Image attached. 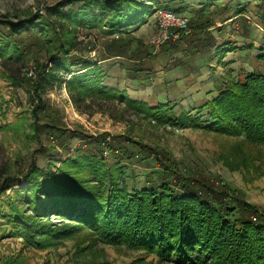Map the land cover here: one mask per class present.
<instances>
[{
  "label": "rangeland",
  "instance_id": "rangeland-1",
  "mask_svg": "<svg viewBox=\"0 0 264 264\" xmlns=\"http://www.w3.org/2000/svg\"><path fill=\"white\" fill-rule=\"evenodd\" d=\"M122 1L142 3L148 13L137 24L112 29L108 14ZM87 4L89 0H0L1 21L32 20L39 25L44 17L56 23L66 42L61 50L53 40L56 34L47 31L40 36L45 43L33 48L29 57L19 59L12 49L7 59L0 57V264H184L177 257L162 260L147 248L103 244L88 227L59 215L35 220L44 230L34 232L39 244L30 242L24 225L10 218L11 206L28 217L26 223L35 219L23 191L31 189L24 177L32 165L42 172L41 180L57 174L96 184L92 170L73 163L94 155L108 168L120 167L121 186L130 191L162 183L181 191L178 177H188L197 184L229 187L264 210V145L209 128L214 120L206 106L225 84L253 72L256 59L264 56V0H100L90 8ZM160 11L181 15L189 27L171 29L165 41L169 43L157 45L162 35ZM57 12L73 18H61ZM76 15L102 22L75 23ZM193 23L204 27L195 29ZM29 35L25 43L32 41ZM198 38L199 52L191 42ZM122 44L128 53L120 57L116 52ZM72 77L87 82L101 77L104 87L152 108L165 105L167 115L177 119L186 113L202 125L159 122L129 108L126 101L93 93L79 96L78 88L68 84ZM40 99L46 114L40 112L38 119ZM50 123L59 131L34 133L35 125ZM159 154L163 159L170 156L177 175L164 171ZM8 179L23 183L1 190Z\"/></svg>",
  "mask_w": 264,
  "mask_h": 264
},
{
  "label": "trees",
  "instance_id": "trees-1",
  "mask_svg": "<svg viewBox=\"0 0 264 264\" xmlns=\"http://www.w3.org/2000/svg\"><path fill=\"white\" fill-rule=\"evenodd\" d=\"M98 1L89 0L87 6L90 8ZM112 7L111 14L104 12L108 14V26L112 29L137 24L148 13L146 7L138 2L122 1L119 6ZM59 13L61 18H73L71 13ZM42 19L39 25L32 20L19 23L0 20V57L7 59L5 56L11 49L16 50L19 59L29 57L33 48L45 43L40 36L47 31L56 34L53 40L59 42L60 49L64 50L66 42L56 23ZM73 21L86 25L102 22L100 19L92 22L83 15H78ZM192 25L195 29L204 27L197 23ZM26 34L31 36L29 43H25ZM198 41L199 38L191 40L197 52L201 50ZM124 47V44L120 46L117 56L123 57L128 53V48ZM175 47L177 49L178 46ZM146 55L137 60H143ZM256 63L258 65L253 72L247 73L242 81L225 84L218 97L206 106L214 120L209 128L231 135H244L249 142L264 145V56L258 57ZM68 84L78 88L79 96L93 93L106 100L126 101L129 108L159 122L202 125L200 119L186 113L177 119L173 114L167 115L165 105L152 108L144 101L127 97L120 90L104 87L101 77L88 82L72 77ZM39 103L35 109L38 119L40 112L46 114L43 100L40 99ZM43 129L59 131V127L51 123L33 127L37 135ZM107 149L113 147L108 145ZM125 151L128 152L129 148ZM158 158L166 173L178 174L170 156L163 159L160 155ZM73 163L82 169L92 170L96 184L84 183L76 177L65 180L57 174L41 180L42 172L36 165H32L24 177L31 185V189H23L25 200L33 206L36 217L26 223L28 217L21 215L14 204L9 216L24 225L28 241L38 243L34 232L44 230L35 220L59 215L62 220L88 227L103 244L147 248L162 260L177 257L184 264H264V210L242 199L233 189L226 186L218 188L211 183L197 184L188 177H178L182 181L181 191L169 183L130 191L127 186H121L124 174L120 167L108 168L94 155L78 158ZM22 183L18 179H8L1 190L7 191Z\"/></svg>",
  "mask_w": 264,
  "mask_h": 264
},
{
  "label": "built area",
  "instance_id": "built-area-1",
  "mask_svg": "<svg viewBox=\"0 0 264 264\" xmlns=\"http://www.w3.org/2000/svg\"><path fill=\"white\" fill-rule=\"evenodd\" d=\"M159 22L162 28V35L158 38L157 45H160L171 37V29H187L189 27V22L186 18L172 11H160Z\"/></svg>",
  "mask_w": 264,
  "mask_h": 264
}]
</instances>
